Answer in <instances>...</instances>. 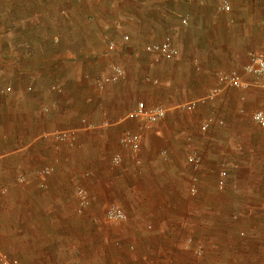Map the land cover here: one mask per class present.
<instances>
[{"label":"crops","instance_id":"crops-1","mask_svg":"<svg viewBox=\"0 0 264 264\" xmlns=\"http://www.w3.org/2000/svg\"><path fill=\"white\" fill-rule=\"evenodd\" d=\"M217 2L0 0V264H184L189 237L205 248L199 264H264V127L252 117L264 90L244 71L252 53L264 55V0H233L230 12ZM166 36L178 56L146 50ZM112 63L126 76L99 89ZM231 70L250 85L183 107ZM140 101L166 115L128 118ZM61 129L75 130L76 144L56 140ZM127 130L139 151L120 143ZM79 185L98 196L82 214ZM111 199L126 228L91 232L93 211Z\"/></svg>","mask_w":264,"mask_h":264},{"label":"built area","instance_id":"built-area-1","mask_svg":"<svg viewBox=\"0 0 264 264\" xmlns=\"http://www.w3.org/2000/svg\"><path fill=\"white\" fill-rule=\"evenodd\" d=\"M233 0H218L217 8L224 12H230L232 10ZM188 16L186 15L183 19L184 23H187ZM109 50L115 49V44H109ZM146 50L154 53L156 55L166 56L169 58L176 57L179 55L178 48L172 42V38L170 36H166L161 42H154L146 46ZM111 72L106 76H99L96 78V84L99 89H102L105 84L109 82H119L126 76V71L123 65L120 63H112L110 65ZM244 71L246 73L254 75L258 79V85L264 90V55L263 54H251L250 61L244 66ZM219 85L212 88L206 97L200 98L198 100L191 101L187 104H184V108L186 110H191L198 102H204L209 99L215 98V96L221 91L222 85L231 86L235 88H245L250 84L244 81L242 75L237 70H231L229 72H224L218 75ZM8 88H5L0 85V93H6ZM166 115V110L162 106H147L143 101L138 102L136 108L128 113V118L132 119H142L146 123H153L160 119H162ZM252 117L254 121L264 127V107L257 109L253 112ZM213 118H207L201 125L202 130H207L212 123ZM220 124H224L221 120ZM54 137L58 141H69L70 143H74L76 139L75 130H58L55 131ZM120 143L124 147L130 148L133 152H137L140 150V138L138 135L133 133L132 131H125L120 137ZM188 162L194 167L199 168L202 163V157L197 151H192L188 156ZM114 165H119L122 161V157L120 154H116L113 159ZM53 168L51 166H47L41 168L37 171L39 175H47L52 173ZM225 177L226 171L220 170L219 179H218V187L224 188L225 186ZM19 180L21 182L25 181L24 176H19ZM197 178H193V184L190 187L191 194H195L197 192L196 185ZM1 193L6 192V188H0ZM76 196H77V211L83 212L86 208H88L92 202V194L91 192L84 186L76 187ZM103 216L106 221L109 222H120L125 221L128 218V215L124 208L118 203L111 202L107 203L103 209ZM191 245V239L189 238L186 243V247ZM194 252L196 255H202L203 247L201 244L195 246ZM2 264H19L17 262H12L8 260H4Z\"/></svg>","mask_w":264,"mask_h":264},{"label":"rangeland","instance_id":"rangeland-1","mask_svg":"<svg viewBox=\"0 0 264 264\" xmlns=\"http://www.w3.org/2000/svg\"><path fill=\"white\" fill-rule=\"evenodd\" d=\"M171 37V36H170ZM122 65V64H121ZM61 130H72V129H61ZM75 134H76V132H75ZM120 140V139H119ZM59 142H62V141H59ZM66 142H69V141H66ZM70 143V142H69ZM75 144H76V139H75V142H74ZM71 144H73V143H71ZM188 160V159H187ZM202 164V163H201ZM192 166V165H191ZM193 167V166H192ZM201 167V166H200ZM200 167L199 168H194L193 167V169H195V170H199L200 169ZM53 172V171H52ZM193 177H196L195 175L193 176ZM197 178V177H196ZM218 179H219V176H218ZM25 181H26V178H25ZM24 181V182H25ZM197 185V184H196ZM80 186V185H79ZM81 186H84V187H86L90 192H91V194H92V202H91V204H90V206L88 207V208H86L83 212H81V214L82 213H84L86 210H88V209H93V204L98 200V196H97V194L94 192V191H92V190H90L89 189V187H87L86 185H81ZM191 187V186H190ZM217 187H218V180H217ZM225 187H226V177H225V186H224V188H219L218 187V189H220V190H224L225 189ZM190 190V189H189ZM197 192H198V188H197ZM197 192L195 193V194H192V195H196L197 194ZM111 202H115V203H118L117 201H115V200H113V199H111V200H106V201H102L101 202V204L99 205V207H98V209H97V211L95 212V211H93V213H92V216H91V226H93L92 227V229H91V232L92 231H101V229L102 228H104V225H107V226H109L110 228H112V230H113V232H122L126 227L125 226H122L127 220H128V218L125 220V221H120V222H109V221H106L105 219H104V216H103V209H104V207H105V205L107 204V203H111ZM119 205H120V203H118ZM125 210V209H124ZM98 228V229H97ZM88 231H90V229L88 230ZM190 239H191V245H192V243H193V238L192 237H189ZM188 238V239H189ZM187 239V240H188ZM187 240L185 241V243H184V246L186 245V243H187ZM119 241V240H118ZM134 241L132 240V242L128 245V250H127V252H135L136 251V246L135 245H133L134 243H133ZM118 244V243H117ZM191 245L189 246V247H186L185 246V248L186 249H189V250H192L191 251V253H190V251H188L189 253H190V257L188 256V261L187 262H184V264H199L198 262H195L194 260H199V259H201V258H203L204 257V254H205V248L203 247V245H202V247H203V253H202V255H196V253L194 252V249H195V247H191ZM198 245V244H197ZM117 246V245H116ZM187 251V250H186Z\"/></svg>","mask_w":264,"mask_h":264}]
</instances>
